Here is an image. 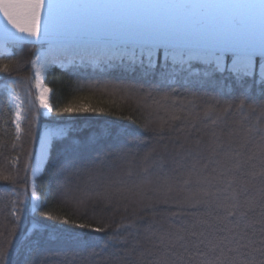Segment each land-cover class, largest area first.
<instances>
[{"label": "snow or ice", "instance_id": "obj_1", "mask_svg": "<svg viewBox=\"0 0 264 264\" xmlns=\"http://www.w3.org/2000/svg\"><path fill=\"white\" fill-rule=\"evenodd\" d=\"M0 14L5 20V40L15 45L41 42L42 46L49 45L48 52L53 48L70 52L81 61L87 59L96 63L104 58L123 62L127 45L120 41L141 39L145 41L139 57L142 66L145 52L150 69L154 67V55L163 49L165 64L169 58L174 64L203 60L215 72L234 76V84L244 89L238 103L206 104L202 114L210 123L205 130L193 131L195 125L185 121V126L177 129L179 134L171 141V149L163 146L176 167L183 168L179 180L183 195L173 203L197 210L214 209V215L197 212L185 226L160 234L150 233L145 236L148 247L139 252L136 249L140 230L136 220L121 216L120 222L115 223L114 218L94 212L93 219L99 226L93 227L92 223L76 224L44 212L45 220L72 224L89 233L106 234L107 239L100 245L102 251L124 245L122 255L113 253L115 264H145L146 261L147 264H264V103H249L247 95L251 82L253 87L258 84L264 96V0H0ZM136 59L133 49L129 60L135 63ZM226 59L231 60L230 65ZM31 63L39 81L49 66V55L38 53ZM12 70L11 63L0 64V73ZM47 92L45 88L38 99L41 107L51 110ZM10 97L16 109L19 133L20 97L15 89L10 90ZM195 99L187 103L194 105ZM234 108L242 115L240 121L230 127L225 120ZM90 111L100 110L80 106L60 110L67 114ZM178 120L180 117L175 113L168 114L151 126V131L163 135L166 130H172ZM62 135V130L48 131L41 138V152L32 166L33 176L44 163L52 139ZM99 135L118 142L122 149L129 138L139 139L127 127L120 126L106 128ZM158 144L148 149L146 160L157 154ZM71 165L72 161L66 162V167ZM209 165L212 166L210 172ZM28 166L26 163L25 169ZM164 167L161 156L160 168ZM11 179L0 175V180ZM144 183L152 181L147 179ZM171 190L169 187L168 191ZM134 195V202L141 208L151 206L152 199L146 200L142 189ZM59 196L75 201L81 209L87 208L88 197L77 198L70 182L65 181ZM31 197V209L35 213L42 204L35 186ZM163 202L168 203L169 197L165 196ZM16 211L14 209V215ZM15 219L18 222L20 216L15 215ZM46 227L43 221L34 218L32 233L37 237L36 250L44 244ZM15 233V225L6 234L0 233V264H9ZM98 239L84 240L80 234H70L65 243L76 250V255L86 253L84 258L87 259L96 255L88 249L90 245L95 246ZM130 242L131 247H127ZM105 264H109V258H105Z\"/></svg>", "mask_w": 264, "mask_h": 264}, {"label": "trees", "instance_id": "obj_2", "mask_svg": "<svg viewBox=\"0 0 264 264\" xmlns=\"http://www.w3.org/2000/svg\"><path fill=\"white\" fill-rule=\"evenodd\" d=\"M9 45L10 53L0 52V64L11 63L13 66L11 72L0 73V175L12 177L11 180H0V233L6 234L16 226L9 264H105V258H109V264H115L113 253L122 255L124 245L101 250L106 234L89 233L72 224L45 220L44 212L76 224L92 223L93 227L99 226L93 219L94 212L114 218L115 223L120 222L121 216L136 220L140 230L136 252L148 247L145 236L150 233L160 234L170 228L185 226L197 212L215 214L214 209L197 210L173 203L183 195L179 185L183 168L176 167L163 146L171 149V141L179 134L177 129L185 126V121L195 125L193 131L205 130L210 123L202 114L206 104L216 101L221 106L227 102L238 103L244 89L234 84V76L214 70L204 72L205 64L200 62H191V67H199V71L190 70L191 67L176 72L162 70L160 54L155 56L154 67L150 69L146 60L143 66L140 63L125 66L122 62L108 68L92 67L88 62L64 68L53 66L44 78L51 105L49 114H44L31 63L42 43L26 41L15 45L9 42ZM9 88L15 89L20 97L19 133L15 125V108L7 94ZM247 95L249 103H264L258 84L253 87L249 82ZM193 97L196 98L194 105L187 103ZM68 106L100 111L60 112ZM171 113L180 117L175 127L163 135L153 134L151 126ZM241 115L234 108L225 123L231 127L240 121ZM57 126L64 127L63 135L52 139L40 171L31 179L25 164L30 165L33 160L40 133L44 128ZM115 126L127 127L139 139L129 138L122 149L118 142L99 135L106 128ZM157 142V154L146 160L145 153ZM161 156L165 162L163 169L160 168ZM67 161H72L71 167H66ZM211 167L209 165V172ZM147 179L152 183L145 184ZM65 181L74 186L77 198L88 197L86 209L59 196ZM32 186L42 197L41 207L35 213L31 209ZM169 187L171 191H168ZM141 189L146 200L151 198L153 201L147 209L134 202V194ZM165 196L169 197L168 203L163 202ZM14 209L18 210L15 215L20 216L18 222ZM173 213L177 215L173 216ZM34 218L47 225L43 233L44 244L39 250L34 248L37 239L32 233ZM107 222L111 223V220ZM70 234H80L84 240L99 238L98 243L88 249L96 255L87 259L84 258L86 253L76 255V250L65 243ZM127 247H131V242Z\"/></svg>", "mask_w": 264, "mask_h": 264}, {"label": "rangeland", "instance_id": "obj_3", "mask_svg": "<svg viewBox=\"0 0 264 264\" xmlns=\"http://www.w3.org/2000/svg\"><path fill=\"white\" fill-rule=\"evenodd\" d=\"M48 49H49V45L48 44L43 45L41 48L38 49V51L36 52L35 57H34V59H35L36 56H37V54L38 53H41V52H45V53H47L49 55V66L47 68V71L51 67H53V66H58V67L64 68V67L69 66L71 64H79L80 65L83 62H88V63L91 64L92 67H98V68H108V67L114 66V64H118L119 62H121L120 59H113V60L109 61V60L104 59V58H101L96 63L90 62L87 59L84 60V61H81L79 57L73 56L70 52L56 50L55 48H53V50L51 52H48ZM133 49L135 50V55L137 57L135 63L136 64L139 63L141 46H127V48H126V54H125V57H124V61L122 62L125 66H127L128 64L129 65L134 64V63L130 62V60H129V56L132 55V50ZM0 52H5V53H10L11 52V48H10L9 42H6L5 40H0ZM158 54H160V56H161V64H162V66H164V67H162V70L168 69L170 72H176V71H179L180 69H188V68L191 67V62H200L201 64H205L204 67L202 68V70L204 72H210V71L213 70V68L210 65H207V63H205L203 60H197V59H192L189 63L174 64L171 61V59L169 58L167 64H165V56H164L163 49H161L160 52L158 51L154 55L153 59ZM144 60H146L145 61V64L147 65V53L146 52H145ZM199 69H200L199 67H191L190 70L199 71ZM46 72H44L42 74V76H41V78H40L39 81H37V79L35 77V74H34V80H35V85H36L38 97L40 96L41 92L45 88L48 89V92L46 93V95H48L47 96V100H48V103H49V92L50 91H49V88L44 83V78H45V73ZM33 73H34V70H33ZM37 83L40 84V87L39 88L37 87ZM10 90L11 89L9 88L8 91H7V94H8V97H9L10 102L14 106V102L12 101V99L10 97ZM39 105H40V103H39ZM14 108H15V106H14ZM40 108H41V110L43 111L44 114H49L50 110L45 109V108H43L41 106H40ZM15 112H16V109H15ZM20 121H19V123H20ZM16 123H17V121H16V117H15V125H16ZM60 130H62V132H64V127H61V126H57V127H47V128H44L41 131L40 136L42 134L45 135L46 132H48V131H60ZM32 166H33V164L31 162L30 165H29V167H28L30 174H32ZM41 167H42V165H41ZM32 177H34V176H32ZM32 187H31V191H32ZM31 200H32V197H31Z\"/></svg>", "mask_w": 264, "mask_h": 264}, {"label": "water", "instance_id": "obj_4", "mask_svg": "<svg viewBox=\"0 0 264 264\" xmlns=\"http://www.w3.org/2000/svg\"><path fill=\"white\" fill-rule=\"evenodd\" d=\"M4 25H5L4 17H3L2 14H0V40H5ZM9 28H10V26H9ZM120 42L121 43H125L127 46H142L143 44H145L144 40H141V39H129V38H124ZM39 43H41V42H39Z\"/></svg>", "mask_w": 264, "mask_h": 264}, {"label": "bare ground", "instance_id": "obj_5", "mask_svg": "<svg viewBox=\"0 0 264 264\" xmlns=\"http://www.w3.org/2000/svg\"><path fill=\"white\" fill-rule=\"evenodd\" d=\"M230 64H231V60H230ZM229 64V65H230ZM48 96V95H47ZM44 136V134H42L41 136H40V138H39V142H38V145H37V147H36V150H35V154H34V157H33V161H32V164L33 165H35L36 164V161H37V158L39 157V155H40V152H41V138ZM50 146V145H49ZM46 158V157H45ZM43 164V163H42ZM41 164V165H42ZM41 168V167H40ZM29 175H30V178L32 179V178H34V177H32L33 175L32 174H30V172H29Z\"/></svg>", "mask_w": 264, "mask_h": 264}]
</instances>
